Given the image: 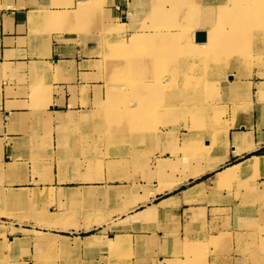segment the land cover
<instances>
[{"label": "crops", "instance_id": "0c3cea01", "mask_svg": "<svg viewBox=\"0 0 264 264\" xmlns=\"http://www.w3.org/2000/svg\"><path fill=\"white\" fill-rule=\"evenodd\" d=\"M221 1L0 0V198L17 206L24 195L56 196L59 209L49 208L45 225H59L63 236L78 238L76 248L82 251L105 244L110 250L131 247L134 260L147 256V264H153L184 244L195 245L197 238L207 241L218 218L214 214L232 208L222 202L228 192L220 183L264 171V112L255 105L239 114L235 127L227 133L222 129L217 153L206 139L200 163L207 166L199 175L177 173L175 182L167 176L169 169L164 172L176 159L175 145L165 146L164 132L156 141L141 143L142 167L135 178L133 144L125 142L123 156H115L118 147L100 140L95 119L101 112L96 103L106 97L110 64L105 59L109 61L110 38L118 36V18L129 30L127 40L139 33L174 39L180 31L173 28L152 33L128 27L132 20L150 19L170 25L178 20L175 6L184 9L187 2L182 16L206 28L215 21L214 5ZM80 118L92 124L76 123ZM108 149L112 156L106 157ZM253 159L260 166L236 168L222 177ZM1 217L16 229L33 228ZM98 229L106 230L109 241L96 236Z\"/></svg>", "mask_w": 264, "mask_h": 264}, {"label": "rangeland", "instance_id": "374dc122", "mask_svg": "<svg viewBox=\"0 0 264 264\" xmlns=\"http://www.w3.org/2000/svg\"><path fill=\"white\" fill-rule=\"evenodd\" d=\"M250 1L253 4L246 12L233 0L218 2L214 5L215 21L207 22L206 28L204 23L190 22L185 17L178 21L186 10L179 6L174 10L178 20L170 25L150 19L132 20L128 27L152 33L173 28L183 33L174 39L158 36L162 33L142 38L139 33L127 40L129 30L117 19L118 36L110 38L109 61L105 59L110 64L104 77L106 97L96 103L101 112L95 120L100 122V140L118 147L115 156H123L125 142L133 144L135 178L141 172L143 141H156L157 135L164 132L165 146H176L172 149L176 159L164 171L169 169L166 175L175 182L177 173L188 170L194 174L207 166L200 163L206 139L211 140L213 153H217L222 129L235 127L239 114L251 112L255 105L264 112V94L258 93L264 85V0ZM152 10L156 14L157 6ZM198 33L205 34L206 39L194 41ZM80 120L76 123L92 124ZM178 142L183 143L181 147ZM105 156L112 155L109 152ZM101 164L105 168L104 161ZM220 185L228 192L222 202L232 208L214 214L218 218L213 221V235L207 241L205 237L197 238L195 245L184 244L179 251L175 249L173 256L157 257L153 264H264V171L240 175ZM39 195L35 199L21 196L17 206L12 199L0 198V264L149 262L147 256L134 260L137 256L131 247L110 250L105 244L93 251L76 248L81 243L78 238L63 236L59 225H45L46 212L51 207L59 209L56 196ZM1 216L33 228L16 229L13 223L3 222ZM94 232L99 239L109 241L106 230ZM21 234L27 238L18 239Z\"/></svg>", "mask_w": 264, "mask_h": 264}, {"label": "bare ground", "instance_id": "6f19581e", "mask_svg": "<svg viewBox=\"0 0 264 264\" xmlns=\"http://www.w3.org/2000/svg\"><path fill=\"white\" fill-rule=\"evenodd\" d=\"M233 3H236V4H240L243 8L241 9L243 12H246L247 11V9H250V6H252V1H250V0H233ZM184 5V9H186V7H188V3L187 2H185V4H183ZM160 11H162V9L160 8L159 9V12ZM180 11H182L181 9H180ZM261 11V10H260ZM151 12V11H150ZM152 12H154L153 10H152ZM237 12H239V11H237ZM183 19V16L182 15H180V18H179V20L178 21H181ZM238 29V28H237ZM118 30V29H117ZM172 30V29H171ZM183 33H180V34H178V36H180V35H182ZM236 35H240L239 33H235ZM250 34V32L247 34V35H249ZM213 35H217V34H215V33H213ZM219 35H221V34H219ZM204 36H205V34H204ZM219 38V37H218ZM206 38H204L203 40H198L197 39V37H196V40L197 41H204ZM125 46L127 47V44H125ZM264 90V85H262V86H260L259 87V91H263ZM133 110H135V109H133ZM225 133H227V131H228V127L226 126V128H225ZM258 164H260V161L259 160H251V161H248V162H246V163H244L243 165H240V166H237V167H232V168H229V169H227L224 173H222V177L223 178H225L226 176H228V175H230V174H234V171H235V169L236 168H242L243 170H252V169H255L257 166H260V165H258ZM195 175H199V172H195ZM174 186V185H173Z\"/></svg>", "mask_w": 264, "mask_h": 264}, {"label": "water", "instance_id": "95a60500", "mask_svg": "<svg viewBox=\"0 0 264 264\" xmlns=\"http://www.w3.org/2000/svg\"><path fill=\"white\" fill-rule=\"evenodd\" d=\"M205 38L204 34L198 33L197 34V39L198 40H203Z\"/></svg>", "mask_w": 264, "mask_h": 264}]
</instances>
